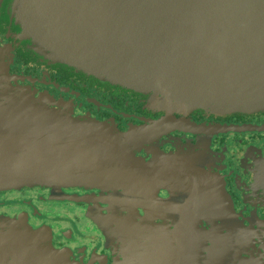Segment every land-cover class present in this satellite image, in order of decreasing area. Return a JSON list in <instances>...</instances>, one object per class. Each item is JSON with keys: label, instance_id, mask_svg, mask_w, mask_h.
<instances>
[{"label": "water", "instance_id": "95a60500", "mask_svg": "<svg viewBox=\"0 0 264 264\" xmlns=\"http://www.w3.org/2000/svg\"><path fill=\"white\" fill-rule=\"evenodd\" d=\"M7 11L40 61L142 94L167 114L264 112V0H12ZM10 81L0 71V192L192 182L194 169L145 161L130 149L181 122L118 132L62 103L51 109ZM182 255L173 262H187ZM0 264H53L51 247L39 233L2 222Z\"/></svg>", "mask_w": 264, "mask_h": 264}, {"label": "flooded vegetation", "instance_id": "af4514ba", "mask_svg": "<svg viewBox=\"0 0 264 264\" xmlns=\"http://www.w3.org/2000/svg\"><path fill=\"white\" fill-rule=\"evenodd\" d=\"M11 1L4 0L0 14V71L12 87L118 132L173 118L181 123L130 149L145 161L165 159L164 165L195 173L192 182L130 189L1 191L0 223L39 233L51 247L53 264H176L182 253L184 264H231L232 257L237 264H264V191L257 183L264 165V112L167 114L142 94L42 62L8 16Z\"/></svg>", "mask_w": 264, "mask_h": 264}]
</instances>
